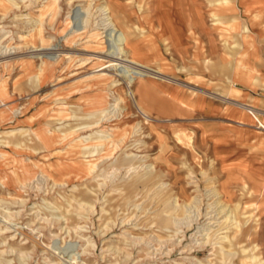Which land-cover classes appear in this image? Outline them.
Masks as SVG:
<instances>
[{"label": "rangeland", "instance_id": "374dc122", "mask_svg": "<svg viewBox=\"0 0 264 264\" xmlns=\"http://www.w3.org/2000/svg\"><path fill=\"white\" fill-rule=\"evenodd\" d=\"M126 1L112 0V6L131 36L138 34L141 14L169 27L154 56L138 50L148 66L164 68L159 77L131 84L140 89L136 95L148 118L134 106L127 80L101 57L108 47L93 45L88 36L103 0H0V140L21 132L27 137L20 151L0 142V264H264V130L250 115L249 121L232 120L225 109L236 77H254L250 49L258 51V69H264V32L251 41L253 23L264 26V0L242 3V10L230 0L236 8L231 13L248 22L241 43L215 23L208 0H182V9L169 0L167 6L179 8L163 15L155 0H136L141 6ZM75 5L87 9L88 21L77 35L67 24ZM178 12L197 37L186 49H167L163 40L176 37L169 22ZM144 31L140 44L153 51L157 35ZM43 48L52 53L35 54ZM236 66H245L242 74ZM100 91L105 105L94 108L88 100ZM253 91L247 103L264 119L261 77ZM201 97L206 107L197 105ZM70 125L77 127L60 132L59 143L49 147L34 129L50 134ZM117 126L125 133L116 136ZM90 135L104 141L78 145ZM84 145L92 152L74 157L93 163L92 172L44 169L68 164L67 151L83 152ZM235 225L243 235H233Z\"/></svg>", "mask_w": 264, "mask_h": 264}, {"label": "bare ground", "instance_id": "6f19581e", "mask_svg": "<svg viewBox=\"0 0 264 264\" xmlns=\"http://www.w3.org/2000/svg\"><path fill=\"white\" fill-rule=\"evenodd\" d=\"M168 1L169 0H155V10L158 12L159 9L163 5H167L166 3ZM174 1L177 2V0H174ZM126 2L127 3L128 2H130V3H132V2L133 3H138L139 4L138 6H141V2H136V0H127ZM0 3H2V2H0ZM178 3H180V9H182L183 8V1L182 0H178ZM207 6L209 7V11H210L211 17L213 19L217 20L215 23H219L220 25H222V29H225V31H228V30H231L232 28H234V27H232V28L229 27L228 25H230V24H228V22H227L229 20V18L231 17V16L228 17L227 13H231V12L236 10V8H233V6L231 5L230 0H208V5ZM142 11H143V9H142ZM97 12H98V19H97L96 24H95L96 26L94 27L96 29H95V31L91 32L88 36H89V38H91L92 40H94L96 42V44H93V45L99 46V47H100V45H101V47L102 46H104V47L107 46L108 47V51L106 50L107 53L105 55L103 54V56H101L102 54L99 55V56L107 59V62L109 63L107 66L108 67L113 66L115 68V70H117V74L118 75H122L127 80L128 94H129L130 98L133 99L134 106L136 107L137 111L144 118H148L149 117L148 116L149 112L147 111L146 108H144V106L142 105V103L140 102L139 98L136 95V92L139 95V92H140L139 90L140 89H138V90L137 89L136 90L131 89V84H133L134 81L137 78L144 77L146 75H154L156 77H159L162 74L161 71H163V69H164L163 67H159V66H157L156 68H152V67L148 66V64H146L145 61H143L140 58H138V55H141L139 53V51H138V46L142 45V44H140V43H142V38L141 37L145 33V31H144L145 27H144L143 22H147L146 21L147 16L144 15V14H141V15L138 16L139 20H141V26L140 25L139 26L138 25H134V29H136V31H137L136 33H138V34H136L135 36H131V34L129 32L124 30L118 24L117 16H116V10H115L114 6H112V0H103V2L97 6ZM247 12H249V11H247ZM86 14H87V9H85L83 6L75 5L70 10V16H69L67 24L69 25V27L72 28L70 31L73 34L77 35V34H82V33L85 32V31L82 30L83 27H81V25L87 21V19H85V15ZM250 14L255 19H258V18L260 19L261 15L259 13L250 12ZM232 19L235 20L234 17ZM160 22L165 24L164 26H165L166 30L169 32V27L167 26V23L163 22L162 20H160ZM84 27H85V25H84ZM147 27L152 31V33H154L155 35H158V30L159 29L157 30V28H154V26H150L149 27L147 25ZM171 35H172V40L171 39H166V38L163 40V43L166 44V48L167 49H168V47H176L177 48V44H178V40L179 39L174 37V34H171ZM167 40H169V42ZM170 40H171V42H170ZM177 49H180V48H177ZM36 50H38V49H36ZM52 50L53 49H50V48H48V49L47 48L46 49L43 48V49H41V51L35 52V54L36 55H49L50 53H52ZM206 61H208V59H206ZM102 64H104V63H102ZM242 68L244 69V66ZM242 68L238 67V66L235 67L237 75L243 73ZM177 69H176V71H177ZM42 72H44V71L42 70L40 72V74ZM99 74H101V73H99ZM43 77H44V74L42 73L41 74V78L43 79ZM162 77H164V76H161L160 79ZM106 80H107V78H103L98 83H103ZM176 83H177V81H176ZM143 85H145L144 89H148L146 87L145 83ZM149 90H153V89H149ZM167 94L169 95L170 99H174L175 93L173 94L171 92H168ZM209 94H211V93H209ZM4 95H5V89L4 88H0V98L2 99V97ZM118 95H120L119 92H118ZM118 97L120 98V96H118ZM222 97L224 99L228 98L225 95H221V98ZM88 102H90L94 108L102 107L103 105H105V101H103V93L101 91L97 92L95 97L93 98V100H88ZM237 105H242V107H244L248 111L249 115L257 123V126L262 128V130H264V119H262V117L259 115V111H257L258 109L254 108L253 106H250V105L241 104L240 102H238ZM0 112H1V110H0ZM262 113H263V111H262ZM62 116H64V113L60 117H62ZM0 119H1V114H0ZM32 122H34L33 118H31L30 120L28 119V123H32ZM118 126L114 127L112 129V132L116 133V136H119V135H122V133H125L124 132L125 129H122V130L119 131L117 129V128H119ZM38 127L39 126H36V128H34V129H37L35 131L36 134L40 138V141L42 142V144H45L47 147H49L52 142H56L57 144L59 143L60 138H61L60 132L65 131L66 129H70L71 130L74 127H77V126H75V125L71 126L70 125V126L58 127L57 131L55 130V127H53L54 129L51 128L52 129V133H50V134H48L46 132V130L40 129V127L39 128ZM76 131H78V130H76ZM10 134H12V133H10ZM21 135L23 136L22 132L19 133V135H17L15 133L12 138H9L8 140L1 139L0 142L1 143H5V144H9L11 147L19 150L20 147H22L24 145L26 146V143H27V137H22L21 138ZM176 135L178 136L179 139H182L183 136H186V135H184L183 133H181L179 131H177ZM98 136L99 135H94V136L90 135L89 136L90 138L87 141H84V140L80 139V141L78 142V145H81L82 143L86 144V143H89V142H92V141H95V142L104 141V138L101 139ZM186 137H187L186 138L187 142L189 143L191 138H190V136H186ZM87 147H89V146L84 145V147L82 148L83 152H81V150H77L75 153L70 154L72 151H74V149H72V150L70 149L69 151H67L69 153H67L66 156H64V157L66 159H68V164H63L61 162H56V163L52 162V163H49V164H45L44 165V169L48 170L50 168L51 169V173H53V174H55L56 172L57 173L58 172L60 173L61 171L63 172L66 169V167H75L77 170H81V171L83 170L85 173L92 172L93 163H90L89 161H81V160H79V159L74 157V155L76 153H79V152L80 153H90V152H92L91 150L85 149ZM157 159H158V157H157ZM154 161H156V160L154 159ZM216 190L217 189H214L215 192H216ZM215 192H213V195L215 194ZM219 211L221 212V210H219ZM256 223H257V219L255 218L254 221H253V224L251 226H249V228H247V230H246V237H248V238H250V237L253 238L254 237L253 234H252V230L255 229ZM238 227H239V225H235V230L233 231V235L235 237L239 236L240 234L243 235V232H244V229L242 227H239V228ZM228 231H230V230H228ZM237 232H239L238 235H237ZM228 237L229 236L226 235L223 238H228ZM228 240H230V239H228ZM229 242L231 243V240ZM254 247L258 249V246H257L256 243L254 244ZM255 264H261V260L259 259L258 261H256Z\"/></svg>", "mask_w": 264, "mask_h": 264}, {"label": "crops", "instance_id": "0c3cea01", "mask_svg": "<svg viewBox=\"0 0 264 264\" xmlns=\"http://www.w3.org/2000/svg\"><path fill=\"white\" fill-rule=\"evenodd\" d=\"M252 2H255V3L261 2L262 3L263 0H236L235 4H236L237 8L242 10V6H243V5H241L242 3H245L247 5V3H252ZM178 8H179L178 6L164 5L159 9L158 13H161L163 15V14H165L164 11H167L169 9H176L177 10ZM230 14L231 15H229V16H231V17L227 21L228 24L232 25L233 23H236V24H238V29H235V30L231 29L226 34L229 37H231V39L239 40L241 43L243 41L242 36L244 35L243 25L244 24L247 25L248 22L246 23V22H244L245 20H243L242 18L236 17V13H234V14L230 13ZM233 17L235 18V20L232 19ZM160 20L161 19L157 16H150V17H147V19H146L147 22H143L144 27L146 29H148L147 25L149 27L154 26V28H157V30L159 29L156 41L153 44V46L155 48L153 51L149 50L150 49L149 46H152V45H148V44L144 43L141 46H138V50H143L145 52V55L149 58L154 56L158 52V49L161 50L160 49V43H161L162 38L170 35L164 26L165 24L160 22ZM139 23H141V22H139ZM169 25H170V28L175 31L176 38L179 39L178 44H177V48L186 49L187 45H189L190 42H193L195 40V36L197 37V33L195 32V30H193V28L190 27V23H188L183 16H179V12H178V16H176L175 18H172L171 22H169ZM251 28L253 30H255V31L251 32V35H252L251 41L257 35L263 36L264 26H263V23L261 21L254 22L253 26ZM255 28H257L258 31H256ZM250 50H251V53L255 56V57H253V59H251L253 68L255 69L254 74H253L254 77H253V79H248L246 76H243V75L236 77L237 84L234 86V89H236V91L233 92V94L231 96V101L227 102V105L225 108L226 109V115H228L230 117V119L238 120L241 122H243V121L245 122L246 120L249 121L251 118L249 116L248 111L244 107H242V105H237L238 102H240L241 104L250 105L247 103V101L249 100L250 96H253V92H254L253 87H255V78L258 77L260 79V77H261L264 81V69H262V68L258 69V65H257L258 51L256 49H250ZM232 69H233V73H234V68H232ZM260 83L263 84L262 81ZM231 88H232L231 86L228 87V89H231ZM195 101H196L198 106H204V107L207 106L206 100L202 97L197 98ZM254 108H256V107H254ZM259 115L263 116L261 112L259 113Z\"/></svg>", "mask_w": 264, "mask_h": 264}]
</instances>
